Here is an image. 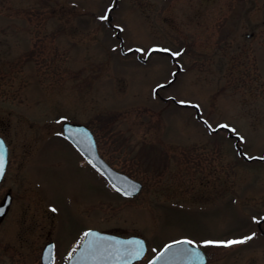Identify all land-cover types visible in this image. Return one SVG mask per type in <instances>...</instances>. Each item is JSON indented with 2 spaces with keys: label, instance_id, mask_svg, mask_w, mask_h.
Masks as SVG:
<instances>
[{
  "label": "rangeland",
  "instance_id": "rangeland-1",
  "mask_svg": "<svg viewBox=\"0 0 264 264\" xmlns=\"http://www.w3.org/2000/svg\"><path fill=\"white\" fill-rule=\"evenodd\" d=\"M64 119L90 126L141 191H114L63 137ZM0 132V195L16 192L0 262L41 264L55 234L66 264L95 227L145 237L136 264L177 238L207 264H264V159L236 144L264 155V0H0Z\"/></svg>",
  "mask_w": 264,
  "mask_h": 264
},
{
  "label": "water",
  "instance_id": "water-1",
  "mask_svg": "<svg viewBox=\"0 0 264 264\" xmlns=\"http://www.w3.org/2000/svg\"><path fill=\"white\" fill-rule=\"evenodd\" d=\"M63 131L86 160L108 180L115 190L126 196H134L141 190V181L113 168L99 154L95 136L87 125L66 120L63 122ZM0 156L3 158L1 179L8 158L7 145L1 137ZM4 207L3 205L0 208ZM87 233L88 235H85L67 264H133L147 251L145 239L138 235L121 236L98 229H90ZM183 241L188 240L182 239L164 246L152 258L150 264H205L207 261L205 252L199 246L192 243L185 244L182 243ZM184 249L189 252L182 251ZM192 251H198L200 258L189 254ZM162 253L164 257L157 259Z\"/></svg>",
  "mask_w": 264,
  "mask_h": 264
},
{
  "label": "flooded vegetation",
  "instance_id": "flooded-vegetation-1",
  "mask_svg": "<svg viewBox=\"0 0 264 264\" xmlns=\"http://www.w3.org/2000/svg\"><path fill=\"white\" fill-rule=\"evenodd\" d=\"M0 136H2L4 138V140L6 141V143L8 145V149H9V155H10V145H9L8 139L1 132H0ZM263 158H264V156H262V157L256 156L254 159H263ZM8 171H9V156H8V162H7V167H6L5 173L0 180V188H2L3 185L5 184ZM14 190H15L14 186L10 185L5 189V191H2V194L0 195V207H2L3 205L5 206L4 208H0V226H2L1 224H3V222L7 218H9V216L13 213V207L16 203V192H13ZM52 215L55 217L54 212H52ZM43 217L49 218L50 215L47 212V214H44ZM7 223L9 224V227L13 226L12 220L7 221ZM38 225H41V224H40L39 220L36 219L32 222L30 227H36ZM89 228H91V227H88L85 230L87 231ZM113 232H116V231H113ZM84 235H85V233H84ZM84 235H83V237H84ZM83 237H82V239H83ZM21 239H23V238H21ZM81 240H80V242H81ZM80 242H78L76 244V247L74 248V250L77 248V246L79 245ZM73 251L69 254V256L73 253ZM69 256H68V258H69ZM37 258L41 264H57V262L60 259V253L58 250V241L56 240L55 234L49 235L47 240H45V242L40 244L39 253H38ZM67 259H66V261H67ZM138 262H136V263H138ZM0 263L12 264L9 262H0ZM136 263H134V264H136Z\"/></svg>",
  "mask_w": 264,
  "mask_h": 264
},
{
  "label": "snow or ice",
  "instance_id": "snow-or-ice-1",
  "mask_svg": "<svg viewBox=\"0 0 264 264\" xmlns=\"http://www.w3.org/2000/svg\"><path fill=\"white\" fill-rule=\"evenodd\" d=\"M100 19H107V17L106 16L100 17ZM164 51H169V50L164 49ZM173 55L178 56V55H180V53H173ZM182 103H183V101H182ZM224 127H227V125H225ZM2 172H3V158H2V156H0V174H2ZM85 235H88V233H85ZM251 238H252L251 236H247V237H244V238L239 239V240H228V241H211V240H209V241H205V244H208V245L217 244V245H223V246H231V245H235V244L245 243L247 240H250ZM182 243L191 244L193 242L192 241H183ZM182 251L189 252V250H187V249H184ZM189 254L196 256L197 258H200L198 251H192ZM137 255H139V253H137ZM163 257H164V253H162L159 257H157V259H162Z\"/></svg>",
  "mask_w": 264,
  "mask_h": 264
}]
</instances>
